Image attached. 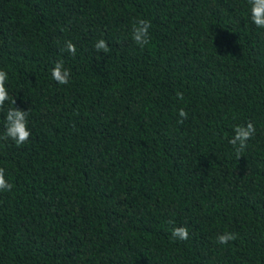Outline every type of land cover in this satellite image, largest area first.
Returning a JSON list of instances; mask_svg holds the SVG:
<instances>
[{
  "label": "trees",
  "instance_id": "obj_1",
  "mask_svg": "<svg viewBox=\"0 0 264 264\" xmlns=\"http://www.w3.org/2000/svg\"><path fill=\"white\" fill-rule=\"evenodd\" d=\"M0 70L16 98L0 109V264H264V29L248 0H0ZM9 107L29 110L23 145L2 139Z\"/></svg>",
  "mask_w": 264,
  "mask_h": 264
},
{
  "label": "clouds",
  "instance_id": "obj_2",
  "mask_svg": "<svg viewBox=\"0 0 264 264\" xmlns=\"http://www.w3.org/2000/svg\"><path fill=\"white\" fill-rule=\"evenodd\" d=\"M250 19L258 28L264 29V0H248ZM151 22L144 19L137 21L133 28L132 39L140 47L147 45L149 40V29ZM95 49L107 53L109 45L104 39H99L94 45ZM65 49L72 56L76 55V46L71 41L65 42ZM71 77L70 70L64 67V61L54 62V67L51 71V78L60 85L69 83ZM8 74L4 70H0V109L4 108L6 102L12 105L16 104V98L10 97L6 88ZM177 97L183 99V94L177 92ZM29 110L24 111L17 107H9L5 118V134L2 139L11 140L17 146L27 143L31 136V130L28 128ZM180 118L179 122L183 123L188 118V113L184 109L178 111ZM256 128L252 122L246 124H238L233 129V135L229 143L233 146V150L237 158L241 157L243 151L247 148V142L255 135ZM13 185L6 179L5 169L0 167V192L12 190ZM171 236L174 240L187 241L189 239V231L185 226L173 227ZM237 237L234 233L227 232L218 235L217 242L227 244L229 241L235 240Z\"/></svg>",
  "mask_w": 264,
  "mask_h": 264
}]
</instances>
